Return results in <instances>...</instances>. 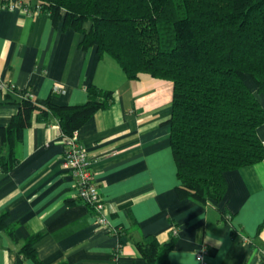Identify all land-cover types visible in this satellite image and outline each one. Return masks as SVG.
Instances as JSON below:
<instances>
[{
  "label": "crops",
  "instance_id": "0c3cea01",
  "mask_svg": "<svg viewBox=\"0 0 264 264\" xmlns=\"http://www.w3.org/2000/svg\"><path fill=\"white\" fill-rule=\"evenodd\" d=\"M34 3V2H33ZM34 5V4H33ZM81 35L61 29L37 10L25 13L0 6V80L15 91H0V128L17 113L29 92L56 105L87 100L90 85L113 91L112 103L78 130L108 224L76 197L74 180L62 166L64 140L54 119L32 114L15 147L17 162L0 169V264L20 263L17 253L28 238L42 264H150L136 243L146 235L176 240L167 264H264V161L226 173L220 201L178 197L176 165L165 121L171 113L170 81L140 73L128 79L116 61L83 49ZM58 88V89H57ZM264 105V95L259 96ZM264 141V125L258 129ZM7 155L0 137V157ZM117 228V231L119 229Z\"/></svg>",
  "mask_w": 264,
  "mask_h": 264
},
{
  "label": "trees",
  "instance_id": "16d2710c",
  "mask_svg": "<svg viewBox=\"0 0 264 264\" xmlns=\"http://www.w3.org/2000/svg\"><path fill=\"white\" fill-rule=\"evenodd\" d=\"M28 1V0H24ZM54 25L81 35L83 49L112 57L130 80L140 73L170 81L169 143L176 165L178 197L220 201L226 173L264 161V0H32ZM8 0H0V6ZM113 91L92 84L87 100L56 105L51 96L21 98L17 113L0 128L7 155L0 169L16 162L22 131L36 119L56 120L66 136L107 108ZM6 214H0V227ZM118 228V227H117ZM116 235L121 233L120 228ZM164 242L146 235L136 243L150 264H167L176 234ZM26 240L17 260L42 264ZM64 264V263H62Z\"/></svg>",
  "mask_w": 264,
  "mask_h": 264
},
{
  "label": "built area",
  "instance_id": "2783aa9c",
  "mask_svg": "<svg viewBox=\"0 0 264 264\" xmlns=\"http://www.w3.org/2000/svg\"><path fill=\"white\" fill-rule=\"evenodd\" d=\"M33 2L34 1L32 0H28L27 2L24 0H8V3L2 5L1 7H5L9 10L18 8L25 13H29L34 9L39 11V8L36 6V2ZM0 91L17 92V89L14 84L0 80ZM19 95L21 98L31 96L29 92H22L19 93ZM62 136L64 140V148L62 151V166L65 170L70 172L74 180L76 197L94 209V211L96 212V220L98 223H100L104 227H109L110 231L116 234L118 232L117 228L111 227L108 224L104 202L100 198L97 185L93 180V173L90 169L91 163L85 147L79 141L78 131H74L70 136H66L64 134H62ZM120 248L121 243H118L112 253V258L114 261L112 262V264H117L115 262V259L120 252ZM204 254V248H200L195 254L197 264L206 263ZM262 254H264V250H262Z\"/></svg>",
  "mask_w": 264,
  "mask_h": 264
},
{
  "label": "rangeland",
  "instance_id": "374dc122",
  "mask_svg": "<svg viewBox=\"0 0 264 264\" xmlns=\"http://www.w3.org/2000/svg\"><path fill=\"white\" fill-rule=\"evenodd\" d=\"M257 96H260V95H257Z\"/></svg>",
  "mask_w": 264,
  "mask_h": 264
}]
</instances>
